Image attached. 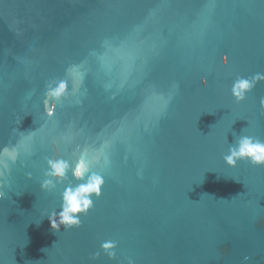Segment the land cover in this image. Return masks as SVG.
Returning <instances> with one entry per match:
<instances>
[{"label":"water","instance_id":"obj_1","mask_svg":"<svg viewBox=\"0 0 264 264\" xmlns=\"http://www.w3.org/2000/svg\"><path fill=\"white\" fill-rule=\"evenodd\" d=\"M256 74L264 0H0V264H264V167L223 161L264 141V81L231 95ZM93 174L80 227L53 231Z\"/></svg>","mask_w":264,"mask_h":264},{"label":"clouds","instance_id":"obj_2","mask_svg":"<svg viewBox=\"0 0 264 264\" xmlns=\"http://www.w3.org/2000/svg\"><path fill=\"white\" fill-rule=\"evenodd\" d=\"M258 81H264V75L256 74L249 79L237 78L232 85L231 95L237 103L245 99V95L255 87ZM65 92V84L60 83L54 90L47 94L53 98L61 97ZM264 106V99L261 100ZM224 164L229 168L236 167L240 161H247L250 166L264 167V141L257 138L242 135L235 143L228 148L227 154L223 157ZM49 171L46 176L52 177L57 181L64 179L68 169L66 162L62 160H49ZM88 172L87 165L81 161L73 171V177L81 179ZM103 178L99 175H91L85 183L77 185L75 188L65 189L61 198L60 211L49 214V224L53 231H59L63 226L65 230L80 227V216L86 215L88 210L93 206L92 198H99ZM53 187L51 180H45L41 184V190H49ZM116 244L112 241L104 242L100 245V250L108 257L109 260L115 259ZM99 253L95 254L92 259H96ZM248 258L245 257V260ZM129 264H132L129 261Z\"/></svg>","mask_w":264,"mask_h":264}]
</instances>
